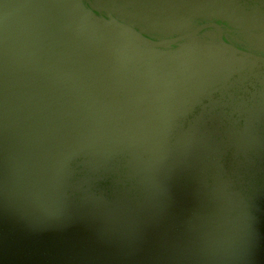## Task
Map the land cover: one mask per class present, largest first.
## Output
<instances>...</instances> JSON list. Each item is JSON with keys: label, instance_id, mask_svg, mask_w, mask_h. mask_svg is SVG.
Masks as SVG:
<instances>
[{"label": "water", "instance_id": "water-1", "mask_svg": "<svg viewBox=\"0 0 264 264\" xmlns=\"http://www.w3.org/2000/svg\"><path fill=\"white\" fill-rule=\"evenodd\" d=\"M243 62L264 65L260 6L234 0H0V264H110L180 249L181 234L177 241L146 236L132 250L105 226L71 229L47 212L39 193L36 199L29 194L44 216L40 221L19 195L77 150L150 145L162 132L153 120L173 104L168 79ZM111 226L118 232L119 222ZM229 244L222 245L218 264H243L237 262L242 257L251 264V249L239 243L237 252Z\"/></svg>", "mask_w": 264, "mask_h": 264}, {"label": "rangeland", "instance_id": "rangeland-1", "mask_svg": "<svg viewBox=\"0 0 264 264\" xmlns=\"http://www.w3.org/2000/svg\"><path fill=\"white\" fill-rule=\"evenodd\" d=\"M234 2L264 9V0ZM168 80L173 104L152 122L162 129L156 141L135 151L124 145L77 150L23 191L20 202L42 221L33 205L39 193L65 226L87 232L105 226L132 250L146 236L177 241L181 234L177 251L110 264H218L227 242L237 252L240 244L251 249V264H264V65L209 67L203 75Z\"/></svg>", "mask_w": 264, "mask_h": 264}]
</instances>
